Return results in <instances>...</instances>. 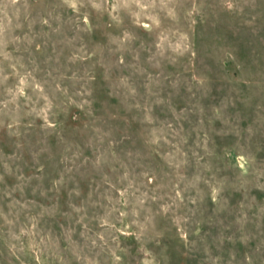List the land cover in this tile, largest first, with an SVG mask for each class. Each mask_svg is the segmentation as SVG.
I'll return each mask as SVG.
<instances>
[{"label": "rangeland", "instance_id": "obj_1", "mask_svg": "<svg viewBox=\"0 0 264 264\" xmlns=\"http://www.w3.org/2000/svg\"><path fill=\"white\" fill-rule=\"evenodd\" d=\"M0 264H264V0H0Z\"/></svg>", "mask_w": 264, "mask_h": 264}]
</instances>
